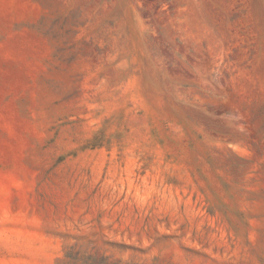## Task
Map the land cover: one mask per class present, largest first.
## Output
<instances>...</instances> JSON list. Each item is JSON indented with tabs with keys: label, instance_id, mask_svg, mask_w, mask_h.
<instances>
[{
	"label": "rangeland",
	"instance_id": "obj_1",
	"mask_svg": "<svg viewBox=\"0 0 264 264\" xmlns=\"http://www.w3.org/2000/svg\"><path fill=\"white\" fill-rule=\"evenodd\" d=\"M264 264V0H0V264Z\"/></svg>",
	"mask_w": 264,
	"mask_h": 264
},
{
	"label": "trees",
	"instance_id": "obj_2",
	"mask_svg": "<svg viewBox=\"0 0 264 264\" xmlns=\"http://www.w3.org/2000/svg\"><path fill=\"white\" fill-rule=\"evenodd\" d=\"M89 258L92 260L91 264H103V263H100V261L97 262L96 257L90 256Z\"/></svg>",
	"mask_w": 264,
	"mask_h": 264
}]
</instances>
